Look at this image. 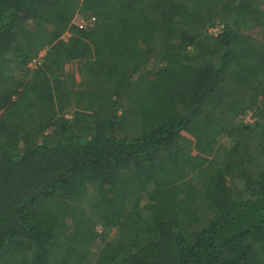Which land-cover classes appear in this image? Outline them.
Returning a JSON list of instances; mask_svg holds the SVG:
<instances>
[{
    "label": "trees",
    "instance_id": "obj_1",
    "mask_svg": "<svg viewBox=\"0 0 264 264\" xmlns=\"http://www.w3.org/2000/svg\"><path fill=\"white\" fill-rule=\"evenodd\" d=\"M263 30L264 0H0V264H264Z\"/></svg>",
    "mask_w": 264,
    "mask_h": 264
},
{
    "label": "rangeland",
    "instance_id": "obj_2",
    "mask_svg": "<svg viewBox=\"0 0 264 264\" xmlns=\"http://www.w3.org/2000/svg\"><path fill=\"white\" fill-rule=\"evenodd\" d=\"M93 21V20H92ZM92 21L90 20V18L88 19H85V18H82L80 16H77L75 18V22L80 25V26H86L88 24H91ZM261 23H263V21H260ZM262 25V24H260ZM261 27V26H259ZM258 29V28H256ZM261 35L264 36V30L263 32L261 33ZM30 65H34V62H31ZM254 118L253 116L251 115V113H248L245 117H244V121L245 122H249V121H252ZM184 134V133H183ZM183 134H180V135H175L173 137H171L164 145L163 147L159 150L161 151L162 154L164 155H168L169 153L171 152H175L178 148L180 147H183L184 145H186V147L190 144H192L190 141H188L187 139H191L189 137V135H186L185 137L183 136ZM178 145V146H177ZM183 145V146H182ZM191 151V154L193 155H196V150L191 147L190 149Z\"/></svg>",
    "mask_w": 264,
    "mask_h": 264
},
{
    "label": "built area",
    "instance_id": "obj_3",
    "mask_svg": "<svg viewBox=\"0 0 264 264\" xmlns=\"http://www.w3.org/2000/svg\"><path fill=\"white\" fill-rule=\"evenodd\" d=\"M35 61V60H34Z\"/></svg>",
    "mask_w": 264,
    "mask_h": 264
}]
</instances>
